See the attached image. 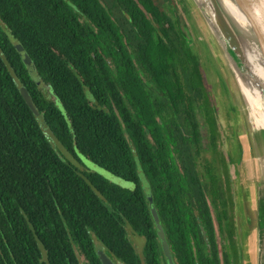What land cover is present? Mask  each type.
<instances>
[{
  "label": "trees",
  "instance_id": "16d2710c",
  "mask_svg": "<svg viewBox=\"0 0 264 264\" xmlns=\"http://www.w3.org/2000/svg\"><path fill=\"white\" fill-rule=\"evenodd\" d=\"M186 37L176 0H0V264H100L95 242L115 264H161L151 198L178 264L201 263L176 192L189 187L209 218L195 110L212 146L215 129ZM74 151L133 188L85 172ZM210 183L221 201L212 170ZM127 230L144 239L142 259Z\"/></svg>",
  "mask_w": 264,
  "mask_h": 264
},
{
  "label": "water",
  "instance_id": "95a60500",
  "mask_svg": "<svg viewBox=\"0 0 264 264\" xmlns=\"http://www.w3.org/2000/svg\"><path fill=\"white\" fill-rule=\"evenodd\" d=\"M184 1L195 16L196 25L204 36L205 44L208 45L210 51H214L219 56L221 64L223 61L225 62L237 86L235 89L232 83V86L230 85V80L226 77L227 73L223 67L225 73L224 79L222 78L224 80L223 83L228 91L231 86L232 90H230V93L233 95V100L237 102L233 101L235 104L232 105L233 109L236 110L234 115L235 135L240 139L237 144L240 145V148L246 149L244 159H242L243 162L245 161L244 164H248V172L252 174L250 178L253 177V183H245V185H250L246 189H244L245 186L241 185L238 192L237 207L239 215L237 218V230H240V223L246 224L247 228L248 226L252 227V234L253 236L255 235L253 241L254 264H264V128H254L249 115L251 110L243 97L244 95L237 80H250L257 88L255 90L264 99V86L260 88L255 84L243 46V41L255 46L264 70V0H239V2L238 0ZM226 5L232 6L236 11L237 18L240 16L243 20L234 19L231 13L228 12ZM29 70H32L31 66ZM35 82L38 83L39 80L35 79ZM22 97L39 124L44 126L41 115L35 110L31 100L23 91ZM154 214L155 220L153 223L162 254L166 264H173L155 211ZM246 218L250 224H248ZM95 249L100 264H115L97 242H95Z\"/></svg>",
  "mask_w": 264,
  "mask_h": 264
},
{
  "label": "rangeland",
  "instance_id": "374dc122",
  "mask_svg": "<svg viewBox=\"0 0 264 264\" xmlns=\"http://www.w3.org/2000/svg\"><path fill=\"white\" fill-rule=\"evenodd\" d=\"M179 14L183 16L185 25H186V44L191 49L192 53L197 57L199 65L201 68L203 80H204V95L207 99L205 103L207 106L208 113L213 115L214 127L216 132V141L215 149L211 150L208 146V124L205 123V117L202 116V110H195V116L198 124L199 136H200V146L201 151L200 155L197 157V172L202 181H205V167L204 165L212 161V159H217V166L226 189H229V192L226 193V198L228 199V214L230 219L234 222L237 229V218H238V207L237 199L238 192L241 185L245 186L246 189L249 184L253 183V177L250 178L252 174L248 172V164H244L243 159L246 153V149L243 147L240 148L238 141L240 140L238 136L235 135V111L233 106L236 102L233 100V95L230 93L232 90L231 86L237 88L233 76L231 75L227 65L221 60L219 56L214 52L210 51L208 45L204 42V36L195 22V16L191 13V9L184 0H176ZM205 34V33H204ZM207 38L208 35L205 34ZM211 38V37H210ZM212 40V39H211ZM213 42V41H212ZM214 44V43H213ZM209 60V61H208ZM223 60V59H222ZM223 65V66H222ZM224 70L226 71V77L230 80V89L227 90V87L224 85ZM136 69L141 77L142 81L147 85V78L141 73L138 65L136 64ZM232 83V84H231ZM43 92L47 95V91L42 86ZM229 88V87H228ZM52 100V98H50ZM234 101V102H233ZM201 103V102H200ZM237 103V102H236ZM243 107V105H242ZM246 108V105H245ZM244 111V108H243ZM207 112V111H206ZM245 112V111H244ZM245 116V113H244ZM210 122V119H209ZM45 137L51 147L54 148L55 138L49 134L45 133ZM74 155L80 165L83 166L84 171L87 173H95L101 176L103 179L109 183L123 188V189H132L133 184L125 182L119 178L112 176L111 174L105 172L104 170L96 167L82 155L78 154L77 151H74ZM69 158L72 160V156L69 155ZM243 158V159H242ZM241 163V164H240ZM240 164V165H239ZM72 165H76L72 164ZM79 170H82L79 168ZM245 170V172L243 171ZM138 183L143 193L147 194L148 183L139 169L136 172ZM252 179V180H250ZM149 199V198H148ZM148 202V201H147ZM148 214L152 222L155 220V214L151 202L149 201V206L147 204ZM211 213L214 219V210L211 209ZM248 222V219L246 218ZM154 224V223H153ZM250 224V222H248ZM249 228V229H248ZM246 224L240 223V230H236V238L238 245V252L240 256V264H254V238L252 234V227ZM214 229L217 232L216 240L222 245L224 243L223 236L218 233L217 225L214 219ZM127 238L131 242L136 254L139 258L142 259L143 256V238L137 235L132 234L127 230ZM240 239V242H239ZM252 242V243H251ZM79 254V253H78ZM80 261H83L82 256L79 254ZM238 263V262H237Z\"/></svg>",
  "mask_w": 264,
  "mask_h": 264
},
{
  "label": "flooded vegetation",
  "instance_id": "af4514ba",
  "mask_svg": "<svg viewBox=\"0 0 264 264\" xmlns=\"http://www.w3.org/2000/svg\"><path fill=\"white\" fill-rule=\"evenodd\" d=\"M203 117H205V123H207L206 119L207 117L204 115V112L202 114ZM213 119V115L208 114ZM209 128V127H208ZM215 129V127H214ZM208 132V146L211 150L215 149V142L212 146L210 144V134L209 130ZM198 136H199V130H198ZM199 141L197 143V146L192 147L198 148V153H193L194 158V171L197 175V180L201 183L203 196L205 199L207 211H208V219H205V215H201L199 211V201L198 199H192L190 188L188 187V193L183 192L182 190H179L176 192V197H178V201L176 202V210L180 213H182L186 218H190L191 223L193 224V227L195 226L199 232V234L196 235L194 238V247H196L201 254H203V259L201 260V263L199 260L196 264H240V256L238 252V245H237V238H236V226L234 222L230 219V216L228 214V199L226 198V193L229 192V189H226V185H224L218 166H217V159H212V161L207 162L204 165L205 169V181H202L199 177V174L196 170L197 168V162L196 159L200 155L201 146H200V136ZM215 141H216V132H215ZM176 168L178 169L180 175H182V167L180 164V160L177 159V157H174ZM211 170L217 175L218 177V187L220 189L221 193V201L219 198L215 197L212 193V186L210 183V173ZM183 180V177H182ZM151 191V189H150ZM149 193V192H148ZM152 193V191H151ZM149 195V194H148ZM150 200V199H148ZM151 205L154 209V211L157 213L156 205L153 202V199L150 200ZM153 202V204H152ZM211 209L214 210V219L217 225L218 233L223 236L224 243L220 245L216 240V231L214 229V219L211 213ZM158 215V214H157ZM159 218V217H158ZM183 220V218H182ZM160 224L164 238H165V232H166V226L163 222ZM154 226V224H153ZM155 229V226H154ZM132 234L137 235L135 232L129 230ZM127 233V231H126ZM156 233V231H155ZM139 236V235H137ZM141 237V236H140ZM157 237V235H156ZM129 240V239H128ZM158 240V238H157ZM144 241V239H143ZM166 241V238H165ZM159 242V241H158ZM131 243V242H130ZM167 243V241H166ZM144 245V244H143ZM160 245V244H159ZM168 246V250L171 255V259L173 261V264H178L175 257L171 254L170 247ZM161 249V247H160ZM143 253V252H142ZM138 256V255H137ZM161 264H166V260L162 254L161 251ZM141 259V258H140ZM238 262V263H237Z\"/></svg>",
  "mask_w": 264,
  "mask_h": 264
},
{
  "label": "bare ground",
  "instance_id": "6f19581e",
  "mask_svg": "<svg viewBox=\"0 0 264 264\" xmlns=\"http://www.w3.org/2000/svg\"><path fill=\"white\" fill-rule=\"evenodd\" d=\"M226 8L234 19L238 20L239 18L243 20L240 16L237 18L236 11L232 6L226 5ZM243 46L248 65L255 79V84L262 88L264 86V70L259 53L251 43L243 41ZM237 80L239 81L241 92L244 95L243 97L251 110L249 115L254 124V128H264V99L255 90L257 88L250 80Z\"/></svg>",
  "mask_w": 264,
  "mask_h": 264
},
{
  "label": "snow or ice",
  "instance_id": "6c2138e0",
  "mask_svg": "<svg viewBox=\"0 0 264 264\" xmlns=\"http://www.w3.org/2000/svg\"><path fill=\"white\" fill-rule=\"evenodd\" d=\"M238 2H239V0H238Z\"/></svg>",
  "mask_w": 264,
  "mask_h": 264
}]
</instances>
